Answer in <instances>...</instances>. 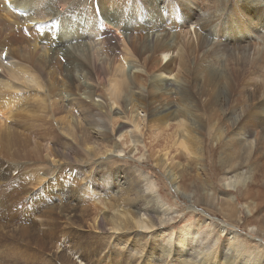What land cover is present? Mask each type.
I'll return each instance as SVG.
<instances>
[{"label": "rangeland", "instance_id": "obj_1", "mask_svg": "<svg viewBox=\"0 0 264 264\" xmlns=\"http://www.w3.org/2000/svg\"><path fill=\"white\" fill-rule=\"evenodd\" d=\"M91 1L92 4L90 11H92L94 19L97 18L100 22H105L106 15L102 4H100L101 0ZM114 1V4L117 6L120 20H123L130 26H122L121 28L119 27L120 29L118 30L122 34H125V32H129L130 30L132 36H136L135 40L138 39L137 41L139 44H135L134 41L131 45L134 47V51L137 53L138 57H141L142 64L146 66L149 72L157 69L155 62L160 60V55L158 52H152L151 55V53H149L150 51L145 48V44H147V42L143 44V38L146 39V37H151L152 34H155V36L169 34V38L174 37L177 33L183 34V30L186 29L185 26H183L186 16V12L183 9V3L196 7L193 0H157L158 7L156 10H153L149 0ZM196 1L198 7H201L202 10L211 9L219 12L218 7L220 5L218 6L217 0ZM231 2L234 3V0L229 1L228 4L230 5ZM231 6L234 7V11L238 13L239 8L237 7V1H235L234 5L232 4ZM230 8L226 10L225 14H222L224 16H221L220 23L216 27L219 33H221L216 37L217 39L223 36L225 38L224 41L232 40V36L227 34L225 31L226 26L228 25L227 22L230 20ZM72 9L73 8H66L64 16L66 17L69 14V10L72 11ZM14 10H17L18 12L20 11L19 9ZM81 10L82 7L78 6L77 12ZM112 15H115L114 12ZM76 19L78 18L76 17ZM94 19L93 24L96 25L98 20ZM99 21L98 23H100ZM224 21L227 22L224 23ZM229 23H231V21ZM144 24H146V26ZM220 26L221 28H218ZM186 27L188 28L190 26ZM23 28L27 31L29 26ZM151 29H153V33L150 31ZM188 29L191 30L192 27ZM109 30L112 31L113 28L109 27ZM192 30H196V28ZM244 32L248 35L250 39V42H248L251 44L250 48H252L249 57L253 58L254 46L257 47L255 49H258V47H264V40L255 36V34H251L249 30H244ZM1 42L2 37L0 36V43ZM191 42V52L189 51L184 58V66L180 70V73L182 74V80H190L189 82L192 86L190 87L191 90L189 89V92L191 91L190 93H192V97L196 100V102H192L186 98V104L196 105L198 103V106L193 107V109L196 108L194 111L199 114L197 117L198 119L195 118L196 122L191 123L190 126L194 129L195 134H197L196 136L204 140L202 145L206 157H204V159L202 158L204 163L202 160H195V157L197 158L196 155H192V159L191 157L188 159L182 154L180 156L182 165L163 168L157 154H154L155 151L149 150L148 147L143 148L142 144H140V147L145 152L142 156H135L128 152H124L125 154L117 153L116 151H113L115 149L114 142L117 137L113 135L112 132L108 131L104 137H98V133L100 131H104L109 128L110 124L108 123H102L103 127L85 123L83 124L84 127L77 131V133L80 134L77 138L80 140H76L72 137H68L67 139L62 132H60L62 125L58 120L56 112H54L53 106L50 108L49 105L50 109L39 111L31 104V101L35 100L32 98L31 94L34 92L39 93L41 91L38 92L34 88H30V90L28 89L25 91L12 90V93L18 97V101L14 100L15 108L12 110V113L14 114L13 116H10V120H7V125L5 126L4 124L2 131L5 132L8 127H11L8 132H13L14 136V132L16 130V137L10 139L7 136L0 140V149H3L0 150V170L2 171H0V264H139L136 263L133 258L129 259L128 250L123 248V245L127 242H124L122 246H119V243L116 242L120 237L144 242L146 246L148 245L146 248L147 251L151 253L153 258L155 257V260L159 261L160 264H162V256L172 250L176 255V263L174 264H179L180 261L177 257V252L174 249V246H171V248L166 251L164 250L163 244H158L153 249L152 245L154 241L151 234H143L139 230L132 231L127 228V225L125 226L123 224V227L120 225L123 229L117 233L111 232L112 223L110 224V213L101 202L92 199V191L91 189L89 190L90 185L87 181L90 175L96 177L98 181H103L102 178L104 177L105 180H107V186L111 187L108 194L107 191L104 192L103 190H100V188H94L98 191L97 195L102 196V194L106 193L107 195L104 194L103 196L109 200L112 195L114 193L117 194L120 189H128L126 191L123 190V192L125 191V194L122 195V199L123 201H126L128 198V201L131 200L133 203L136 199L141 197V190L146 188V185L141 184L144 181V179L141 178L142 176L135 174L134 170L138 169L140 170L139 173L143 174V177L147 176L152 178V180L158 184V189H156L158 190L157 192L171 205V208H167V205L169 204L163 205V207H165L164 211H171V215L176 219H174L175 221L172 220L173 222L171 221L168 227L171 232L179 233L181 229L183 230L184 228H188L189 225H191V229L196 227L199 231H206L209 224L214 222L216 224L213 225L216 226V229H213V238L218 241L217 244L219 249L213 248L210 252L222 250L224 252L236 254V248L237 246H240L241 249L249 248V254L252 258L261 256L259 252L261 249L264 250V176H257L256 174H258L257 172L259 171L264 172V167L262 168L260 166V164L264 162V140H260V129L262 127L259 126V124L253 125L251 128L252 136H245V133L238 129V126L240 125L239 123L243 121V118L238 117L240 119L238 123L239 125L236 123L234 129L226 131V133H224L225 135L222 134L221 136L219 130H225V127L230 128L232 126L231 121L227 119V116L231 113L233 114V117H236V115H239L240 113L243 115V109H245L244 105L254 102L256 100L254 98H260V90L262 89L254 90V87L257 84L259 86V83L262 82L264 72L258 76L259 74L256 72L252 64L248 65V63H243L244 65H241L243 69L239 65V61L243 57V53H239L235 48H238L239 51H241V48H244V44L241 46H239V44H235L236 46H233L235 51L232 55H229L231 54V51H226L223 48L218 50L216 48L217 45L213 47L211 45L207 46L206 49H208V52L201 50L199 46H197L198 39L193 34ZM230 44H232L231 41ZM21 45L25 46L23 43ZM195 45L197 48H195ZM147 50L148 52H146ZM102 51L108 53H106V55L105 52L101 53L103 56L110 55V57H113L115 54L117 56V52L115 50L113 51L107 48ZM144 52L145 54H143ZM141 54L144 56L147 54V57H144ZM240 54L242 57H240ZM148 57H151L152 60ZM60 58L61 60H66V56H61ZM86 58L87 59H85V63L82 66L84 70H89L91 68L89 71L93 73V77L96 76V69L99 74L102 71L100 74L102 78L105 77L106 79V77H110L109 71L112 68V64L109 63L105 57L101 58L102 60L100 59L97 67H94V65L91 67L93 64H91V59H89L88 56H86ZM86 60H88L87 62L91 66H89ZM220 61L222 65L218 63ZM208 62L217 63L220 69H223L224 67L226 69L227 67L224 73L229 71L233 76L236 75L233 71L236 68H240L241 71H244L242 72L243 76L240 78L241 80H239L243 86L239 84L240 86L238 85L237 92L236 89H232L231 93L229 90L225 91L221 89V91L219 85L217 84L219 89L218 91L222 92L221 95L223 98H227L228 106H222L223 104L215 106L211 109L212 112L202 108V103L205 101L207 94L213 95L215 93L214 87L210 86L209 81H207L209 79L207 75L208 73L202 68L205 67ZM223 63H227V65H224ZM102 66H106L108 69H105ZM84 67H87V69ZM59 70L60 69L58 68L57 74L59 73ZM103 70L107 71L106 73L109 76H107ZM250 76L252 77L251 79ZM58 77V79H54L55 83L66 85L68 88L67 94L74 92L77 93L78 90H86V88L83 87H77L76 89L75 84L71 81L70 77L65 74L59 73ZM48 78H52L51 73H48L45 77L46 82ZM107 80L105 82L103 81L104 84L102 82L100 85L96 82V84H98V86L96 85V89L100 92H108L106 89ZM147 80L148 77L141 74L140 76H137L134 81L137 83L136 87L141 86L145 92H148V90H150L151 82H147ZM220 81H223V85L226 84L227 86V79L221 77ZM208 88L211 89L209 90ZM49 92L51 94L49 96L48 94L45 96V93L47 92L44 93L46 102L53 99V89L48 90V93ZM168 92L169 93H166V91H164L162 95H157L158 97L156 101H153L148 109L161 106L162 104L181 101L182 98L186 96V84L180 88H173ZM250 95L253 97H249ZM6 96L7 94H4V92L2 94V91H0V98H2V100L6 99ZM152 97V93L150 97L148 95V99L152 100ZM96 98L98 99L99 97ZM27 101L29 104H27ZM233 104L236 107L233 106ZM125 108L124 112L130 111V106H125ZM208 112H210L211 115L210 119L212 118L210 120L211 124L206 121ZM135 113L137 114V112ZM139 116L140 115H137V117ZM15 117L19 120L15 121ZM4 121L6 122V120ZM189 121L191 122L192 120L190 119ZM150 123L151 122L147 120V124ZM209 127L210 133L206 134ZM196 131L199 132L197 133ZM211 132H213V134ZM55 136L57 137V140L55 141L56 143L54 142ZM232 136H237L242 140L244 139L243 141H246V144L251 143L254 148L257 147V150L253 148L254 150L249 153L250 155L248 154L243 157V161L246 162L243 163V166L241 167L247 175L246 183H240L238 188L235 189H227V180L224 178V172L226 169L224 168L226 167L224 158L226 156L225 154L228 152L227 150L229 149H225V143L232 139ZM140 139L142 140V143L146 144L149 141L151 144V141L147 139V137H141ZM258 141L259 143H257ZM58 144L62 145V149H70L68 151V155L66 154L64 158H62L59 154H56V150L55 152L53 150V146ZM67 145H72L73 147L68 148ZM105 148H110L112 151H108V153L105 154L101 153V150L105 151ZM207 150L208 154H206ZM1 151L4 152L1 153ZM257 158H259V162L256 161ZM13 166H18L19 169L17 168V170H14ZM259 178L263 181L259 182ZM134 180H136V183H132ZM232 194H234V197H237V200H235L234 203V212L230 216L223 210H225L224 208H226L228 203L226 201L227 195L232 196ZM11 196L22 199V201H20V204L22 203L23 205L22 208H20L21 212L15 218H11L7 214L12 200ZM45 203H47V205H45ZM8 204L9 206H7ZM125 205L127 210L131 209L130 204ZM161 206V203L158 204V207L161 208ZM116 208L118 207L116 206ZM122 208L123 207L120 209L122 210ZM48 210L53 212V217L47 219V217L45 218L43 216L45 211L48 215L50 214V212H47ZM102 214L104 215V218L102 217L101 220L104 224H100V226L95 223V221L97 218L99 219ZM40 216L45 219L42 221L43 218H40ZM179 219L181 220L179 221ZM218 235H220V238L217 237ZM116 243L118 244L117 248L114 247ZM259 246L260 248L258 249ZM156 250H158L161 254H156ZM4 251H10L8 255L10 258L4 255ZM205 258L206 257H204V259ZM131 260L134 262H131ZM155 260L153 262L149 261L148 263L143 264H156ZM255 262L258 263V261H254V263Z\"/></svg>", "mask_w": 264, "mask_h": 264}, {"label": "bare ground", "instance_id": "obj_2", "mask_svg": "<svg viewBox=\"0 0 264 264\" xmlns=\"http://www.w3.org/2000/svg\"><path fill=\"white\" fill-rule=\"evenodd\" d=\"M217 1L218 6L220 5L219 7L217 6L219 12L211 9L202 10L201 7H198L196 0H193L196 7L188 5L187 3H183V9L186 12L183 25L186 29L183 30V34L177 33V35L170 38L169 34L158 36L152 34L151 37H146V39L143 38V44L147 42V44H145V48L150 51L149 53H151L152 55V52H158L160 55V60H157V62H155L157 65V69L149 72L146 66L142 64L141 57H138L137 53L134 51V47H132L131 45L134 43V41L135 44H139V42L137 41L138 39L135 40L136 36H132L130 30L129 32H125V34L120 33V31L118 30L122 26L127 27L129 25L123 20H120V16L117 11V6L114 4V0H101L100 4H102L103 10L105 12L106 20L103 18L105 22H100L97 18H95L100 22L98 23L97 21L96 25L93 24L94 15L92 11H90V7L92 4L91 0H0V36L2 37V42L0 43V91H2V94L3 92L4 94H7L6 99L2 100V98H0V140L7 136L10 139L16 137V130L14 132V136L13 132H8L11 127H8L5 132L2 131L4 124L6 126L8 122L7 120H10V116H13L14 114L12 113V110L15 108L14 100L18 101V97L12 93V90L25 91L28 89L30 90V88H34L36 91L41 92H34L33 94H31L32 98L35 99L34 101H31V104L35 109H38L39 111H45L46 109H50L53 106L54 112H56L58 120L62 125L60 132H62V134L67 139L68 137H72L76 140H80L77 138V136H80L77 131L81 130L84 127L83 124L85 123L102 127V123H108L110 124L109 128L105 129L104 131H100L98 133V137L102 138L108 133V131L112 132V134L117 137L114 142L115 149L113 150L117 153L123 154L124 152H128L135 156H142L145 154L144 150H142L140 147V144H142L143 148L148 147L149 150L155 151L154 154H157L158 159L163 165V168L182 165V162L180 160V156L182 154L185 155L188 159L192 155H196L197 158L195 157V160H202L204 163L203 159L205 157V152L203 151L204 148L202 147L204 140L196 136L197 134H195L194 129H192V127L190 126L191 123L196 122L195 118L199 116L198 112L194 111V109L196 108L193 109V107L198 106V103L196 105L186 104V98L192 102H196V100L192 97V93H190L191 91L189 92V89L191 90L190 87L192 86L190 85V80H182V74L180 73V70L184 66V58L191 48L192 34L197 37V46H199V48L203 51H207L208 49H206V47L209 45H211L212 47L217 45L216 48L218 50L223 48L226 51H231V54L229 55H232V53L235 51L233 46H236L237 44L241 46L244 44V48L240 47L241 51H239L238 48H235L239 53H243V57L241 54V56L239 55L240 57H242L239 61V65L241 66L243 63H248V65L252 64L256 72H258V76H260L264 72V47H258V49H255L257 47L254 46L253 58H250L249 55L252 51V48H250L251 44L249 43L250 39L244 32V30H249L251 34H255V36H258L264 40V0H234V3L235 1H237L238 3V13H236V11H234V7L231 6L232 4L234 5V3L231 2L230 5L228 4V2L231 0ZM149 2L152 5L153 10H156V8L158 7L157 0H149ZM78 6L82 7V10L77 12ZM11 7L14 9H19L20 11L18 12ZM66 8L73 9L72 11L69 10V14L65 17L64 12ZM229 8L230 20L228 22L224 21V23H228L225 31L227 34H230L232 36V40L224 41L225 38L223 36H221L219 39L216 38L221 34L216 27L220 23L221 16H224L222 14H225L226 10H228ZM113 12L116 16L112 15ZM76 17L78 19H76ZM230 21L231 23H229ZM26 25L29 26V29L27 31L25 30V28H23L27 27ZM144 25L146 26V24ZM186 26H190L192 27V29L196 28V30H189L188 28L190 27L187 28ZM109 27L113 28V30H109ZM218 28H221V26ZM150 31L151 33L154 32L153 29H151ZM230 41L232 44H230ZM22 43L26 47L22 46ZM197 46L195 45V48H197ZM107 48L109 50H115L117 52V56L115 52V56L113 57H110V55L103 56V54L101 53L105 51L102 50ZM148 50L146 52H148ZM106 53L107 52H105V55ZM143 54H145V52ZM143 54L141 55L144 56ZM61 56H66V60H61ZM86 56L91 59V64L93 63L91 66L87 62L88 60H86V62L91 67H93V65L94 67H97V65H99L100 59L105 57L106 60L112 64V68L109 71L110 77H106V79L105 77L102 78L100 76L102 71L99 74L97 72V69L95 70L96 76L93 77V73L89 71L91 68H88L89 70H84L82 66L85 63V59H87ZM148 58L150 59L151 57ZM218 63L221 64V61ZM224 65H227V63ZM106 66L102 67L108 69L106 68ZM58 68L60 69L58 71L59 73L65 74L70 77L71 81L75 84L76 89L77 87H83L86 88V90H78L77 93L74 92L71 94H67V86L64 84H56L54 81L55 78H59V73L57 74ZM202 68L203 70H205V72L208 73L207 75L209 79L207 81H209L210 86L214 87L215 92L213 95L207 94L205 101L202 103V108L212 112L211 109L215 106H220L222 104V106H228L227 98H223V96L221 95V91L229 90V92L231 93L232 89H236L237 92L238 85H241V82L239 80H241L240 78L243 76L242 72L244 71H241L240 68H236L233 70L236 75L233 76L229 71V73H224L227 67L226 69L225 67L223 69H220L217 63L209 62L205 67ZM85 69H87V67ZM106 72L107 71H105L104 73ZM48 73H51L52 78H48L46 82L45 77L48 75ZM141 74L148 77L147 82H151L150 90H148V92H145L141 86L136 87L137 83L134 80ZM109 75L107 74V76ZM221 77L227 79V86L226 84L223 85V81H220ZM251 78L252 77L250 76V79ZM104 79L105 81L109 79L106 82V89L108 92H100L98 89H96V85L98 86V84H102ZM96 82L98 84H96ZM261 83H259V86L257 84L254 87V90L262 89L260 90V98H254L256 99L254 102L245 104L243 115L238 112L240 114L238 115L236 113V117H233L232 113L227 116V119L231 121L232 126L230 128L225 127V130H219L220 136L226 133V131L234 129L236 123H239L240 119L238 117H242L243 121L239 123L240 125L238 124V129L244 132L245 136H250L252 134L251 128L253 127V125L259 124V126L262 127L260 129V140H264V78ZM185 84L186 96H184L181 101L162 104L161 106H156L148 109V107L150 108L151 103L153 101H156L157 97L159 95H162L164 91H166V93H169V90H172L173 88H180ZM217 84L219 85L220 90L222 89L221 91H218L219 89ZM50 88L54 91V95L52 93L53 99H50L49 102H46V99L44 97L47 94L48 96L51 95L50 92L48 93V90H51ZM208 89L210 90L211 88ZM151 93L153 95L152 100L148 99V95L150 97ZM251 96L252 95H250L249 97ZM96 97L99 98L97 99ZM27 104H29V102ZM125 106H130V111L124 112ZM233 106L235 105L233 104ZM135 112H137V114ZM137 115L140 116L137 117ZM210 116V112H208V117L206 120L207 122H210V120L212 119H210ZM190 119L192 120L191 122L189 121ZM4 120H6V122ZM16 120L19 119L15 117V121ZM147 120L151 123L147 124ZM209 133L210 127L208 128L206 134ZM211 133L213 134V132ZM141 137H147V139L151 141V144L149 141L146 144L142 143V140L140 139ZM54 139L55 142L57 140V137L55 136ZM243 140L235 136L227 143H225V149H229L227 150L228 152L225 154L226 156L224 158V163L226 164V167H224L226 168L224 172V178L227 180V189L238 188V185L240 183H246L247 180V175L241 167L243 166V163L246 162L243 161V157L248 155L257 147L254 148L251 143L246 144V141ZM257 143H259V141ZM67 147L72 148L73 146L67 145ZM53 150L54 152L56 150V154H59L62 158H64L66 154L68 155V151L70 149H62V145L58 144L56 146H53ZM108 151L112 150L110 148H105V151L101 150V153L105 154L108 153ZM2 152L4 151H1V153ZM206 154H208V150ZM258 159L259 158H257L256 161H258ZM263 163L260 164L262 168L264 167ZM13 167L14 170H17L18 168V166ZM134 171L135 174H139L140 176H142L141 178L144 179V181L141 184L146 185V188L141 190L140 198L136 200L133 198L135 200H133V203L131 202V200L128 201V198L126 199V201H123L122 199V195H124L125 191L128 189H120L117 194H111L112 197L108 200L103 196L106 193L102 194V196H99L97 195L98 191L95 190L100 188V190H103L104 192L107 191V194L110 192L111 187L107 186L108 183L106 182L107 180H105L104 177L102 178L103 181H98L96 177L90 175L87 180L90 185L89 190L91 189L92 191V199L101 202L110 213V224L112 223L111 232L117 233L118 231L123 229V225H127V228L131 229L132 231L139 230L143 234H151L154 241L152 245L153 249L158 244H163L164 250L166 251L169 250L171 246H174V249L177 252V257L180 261L179 264L257 263H254V261H258L257 264L264 263V250L262 249L259 252L261 256H257L255 258H252L250 256L249 248L241 249L240 246H237L236 248L238 254L228 253L222 250H215L210 252L213 248L219 249L217 244L218 241L213 238V229H216V226L213 225L216 224L214 222L209 224V227L206 231H199L196 229V227H193L191 229V225H189L188 228H184L183 230L181 229L179 233L171 232L168 227L170 225V222L172 220L175 221L176 219L171 215V211H164L165 207H163V205L169 203L166 202L157 192L158 190L156 189H158V184L154 182L152 178H149L147 176L143 177V174L139 173V169ZM257 173V176H264V172L262 171H259ZM262 181L259 178V182ZM132 183H136V180H134ZM123 190L125 191L123 192ZM11 199V202L9 201L10 206L9 204L7 205L9 206V208L7 207L8 213H6L11 218H15L21 212L20 208H22L23 205L22 203L20 204V201H22V199H18L14 196H11ZM235 200H237V197H234V194H232V196L227 195L226 201L228 203L226 208H224L225 210L223 211L230 216L234 212ZM160 203L162 204L161 208L158 207V204ZM125 204H130L131 209L127 210ZM45 205H47V203H45ZM116 206L118 208H116ZM121 207H123L122 210L120 209ZM168 207L171 208V205H167V208ZM47 212H50V214L48 215L45 211L43 217H47V219L52 218L53 212L51 210H48ZM103 216L104 215L102 214L99 219L97 218L95 223H97L98 225L104 224V222L102 223L101 220ZM43 217L40 216V218ZM45 218H43L42 221ZM180 220L181 219H179V221ZM120 225H122V227H120ZM217 237L220 238V235H218ZM116 242L119 243V246H122L124 242H127L123 245V248L128 250L129 259L133 258L136 263L143 264L148 263L149 261L153 262L155 260V257L153 258L151 253L147 251L146 248L148 245L146 246L144 242H139L138 240H132L130 238L124 237H120ZM117 246L118 244L116 243L114 247L117 248ZM259 248L260 246L258 247V249ZM12 250L14 251L13 248ZM3 253L8 257L10 251H4ZM155 253L158 255L161 254L158 250H156ZM204 257L206 258L204 259ZM134 261L131 260V262ZM155 261L156 264H160L159 261ZM189 261H191L192 263ZM161 262L162 264L176 263L175 253L172 250L169 251L167 254L162 256Z\"/></svg>", "mask_w": 264, "mask_h": 264}]
</instances>
